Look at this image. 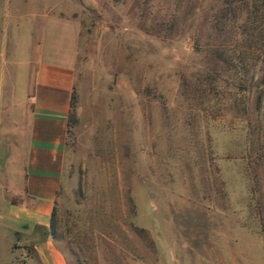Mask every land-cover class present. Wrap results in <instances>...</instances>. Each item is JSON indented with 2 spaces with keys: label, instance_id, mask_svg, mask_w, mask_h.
<instances>
[{
  "label": "rangeland",
  "instance_id": "obj_1",
  "mask_svg": "<svg viewBox=\"0 0 264 264\" xmlns=\"http://www.w3.org/2000/svg\"><path fill=\"white\" fill-rule=\"evenodd\" d=\"M213 3L0 0L1 109L32 94L36 48L73 68L47 231L67 264H264V18L228 67Z\"/></svg>",
  "mask_w": 264,
  "mask_h": 264
},
{
  "label": "crops",
  "instance_id": "obj_2",
  "mask_svg": "<svg viewBox=\"0 0 264 264\" xmlns=\"http://www.w3.org/2000/svg\"><path fill=\"white\" fill-rule=\"evenodd\" d=\"M9 41L0 36V48ZM32 55L33 89L22 111L0 102V264H67L47 231L66 165L74 72L47 61L41 48Z\"/></svg>",
  "mask_w": 264,
  "mask_h": 264
},
{
  "label": "trees",
  "instance_id": "obj_3",
  "mask_svg": "<svg viewBox=\"0 0 264 264\" xmlns=\"http://www.w3.org/2000/svg\"><path fill=\"white\" fill-rule=\"evenodd\" d=\"M211 11L213 12L211 30L216 35V42L208 48H216L211 53L216 63H223L229 67L232 61L239 59L236 58L233 49L244 48L239 45V39L241 35H244L250 29L248 28L249 21L259 13L264 18V0H214ZM242 16L245 17L243 23H241ZM262 36V39L254 40L251 42L253 44H250L247 48H254L255 51L259 52L264 49V35L262 34ZM73 101L74 96L72 93L68 115L70 121L74 119Z\"/></svg>",
  "mask_w": 264,
  "mask_h": 264
}]
</instances>
